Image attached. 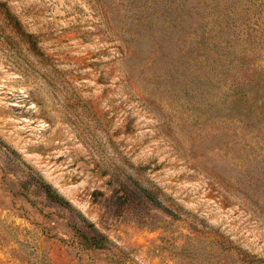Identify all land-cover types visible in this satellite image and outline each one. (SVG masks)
<instances>
[{"label": "rangeland", "instance_id": "1", "mask_svg": "<svg viewBox=\"0 0 264 264\" xmlns=\"http://www.w3.org/2000/svg\"><path fill=\"white\" fill-rule=\"evenodd\" d=\"M0 264H264V0H0Z\"/></svg>", "mask_w": 264, "mask_h": 264}]
</instances>
